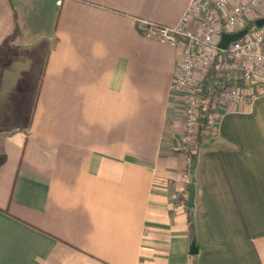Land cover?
I'll return each instance as SVG.
<instances>
[{
	"label": "crops",
	"instance_id": "obj_1",
	"mask_svg": "<svg viewBox=\"0 0 264 264\" xmlns=\"http://www.w3.org/2000/svg\"><path fill=\"white\" fill-rule=\"evenodd\" d=\"M188 3L0 0V42L9 4L20 28L0 62V264H264V94L221 112L181 179L178 50L142 26ZM260 19L264 0L241 30Z\"/></svg>",
	"mask_w": 264,
	"mask_h": 264
},
{
	"label": "built area",
	"instance_id": "obj_2",
	"mask_svg": "<svg viewBox=\"0 0 264 264\" xmlns=\"http://www.w3.org/2000/svg\"><path fill=\"white\" fill-rule=\"evenodd\" d=\"M263 0H189L174 26L145 23L144 37L178 50L179 72L173 89L182 95V134L184 158L182 181L189 182L188 168L200 130L201 98L199 86L218 52L222 53L219 76L207 104L202 131L215 133L221 112L230 106L251 103L264 94V24L247 30L229 42L225 50L217 47L222 33L242 29L244 16L253 15Z\"/></svg>",
	"mask_w": 264,
	"mask_h": 264
},
{
	"label": "trees",
	"instance_id": "obj_3",
	"mask_svg": "<svg viewBox=\"0 0 264 264\" xmlns=\"http://www.w3.org/2000/svg\"><path fill=\"white\" fill-rule=\"evenodd\" d=\"M9 10L11 15V28L9 33L1 40L0 42V62L4 61L8 55V53L13 49L15 46L17 40L20 36V28L17 21V13L13 5L9 4ZM253 28L252 23H249L246 26V30H249ZM222 59V53L218 52L215 56L214 62L212 66L206 71L204 74L200 86H199V95L201 98V108H200V117H201V123H200V130L198 139L205 134L204 131H202L203 121L207 110V104L210 100V97L212 95L213 86L214 83L217 81H223V79L219 76V63ZM195 149L192 153V162H194L195 159ZM3 158H0V164H2Z\"/></svg>",
	"mask_w": 264,
	"mask_h": 264
},
{
	"label": "water",
	"instance_id": "obj_4",
	"mask_svg": "<svg viewBox=\"0 0 264 264\" xmlns=\"http://www.w3.org/2000/svg\"><path fill=\"white\" fill-rule=\"evenodd\" d=\"M255 27L256 28H260L263 24H264V19H260L255 21ZM247 30H241L239 32L236 33H222L220 35L217 47L219 50H225L229 44V42L231 41H235L239 38H241L242 36H244L246 34ZM189 190V197H188V201H187V205L191 206L192 205V196H193V187L192 185H189L188 187ZM192 253V252H191Z\"/></svg>",
	"mask_w": 264,
	"mask_h": 264
}]
</instances>
